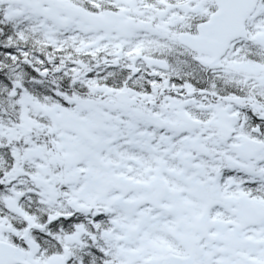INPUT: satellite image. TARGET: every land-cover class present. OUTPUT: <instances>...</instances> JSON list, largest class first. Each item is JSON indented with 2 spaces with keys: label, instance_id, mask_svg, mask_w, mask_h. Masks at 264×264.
<instances>
[{
  "label": "snow or ice",
  "instance_id": "1",
  "mask_svg": "<svg viewBox=\"0 0 264 264\" xmlns=\"http://www.w3.org/2000/svg\"><path fill=\"white\" fill-rule=\"evenodd\" d=\"M0 264H264V0H0Z\"/></svg>",
  "mask_w": 264,
  "mask_h": 264
}]
</instances>
